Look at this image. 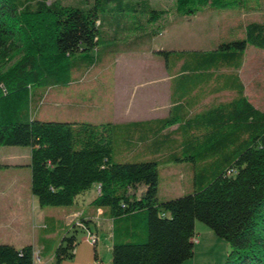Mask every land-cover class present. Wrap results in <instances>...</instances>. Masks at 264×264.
I'll list each match as a JSON object with an SVG mask.
<instances>
[{
  "label": "trees",
  "instance_id": "obj_1",
  "mask_svg": "<svg viewBox=\"0 0 264 264\" xmlns=\"http://www.w3.org/2000/svg\"><path fill=\"white\" fill-rule=\"evenodd\" d=\"M105 12L98 2L0 0V148L30 149V193L40 207H69L98 186L91 205L112 220L110 264H184L194 255L196 222L227 243L225 264H264V111L246 98L239 77L247 46L264 50V20L247 23L242 39L210 51L156 53L175 79L198 87L202 96L231 95L224 103L197 111L179 97L174 81V105L163 119L92 124L32 118V86L70 84L78 71L92 66L102 34L116 40L134 33L136 24H103ZM130 44L114 45L110 52L117 55ZM118 133L130 146L126 156L138 161H114ZM173 163L192 165V192L158 201V167ZM78 231L73 225L62 237L56 264L74 259ZM0 264H34V250L0 245Z\"/></svg>",
  "mask_w": 264,
  "mask_h": 264
},
{
  "label": "rangeland",
  "instance_id": "obj_2",
  "mask_svg": "<svg viewBox=\"0 0 264 264\" xmlns=\"http://www.w3.org/2000/svg\"><path fill=\"white\" fill-rule=\"evenodd\" d=\"M47 5L85 6L96 2L105 7L103 24H136L132 34L112 40L100 36L99 53L90 68L78 71L65 86L47 84L29 90L30 116L43 122L126 123L164 117L167 112L169 83L163 60L157 51L206 52L219 44L244 37L250 22L264 20V0H233L234 6L218 8L180 4L177 0H41ZM116 6V7H115ZM156 18H150V11ZM101 31H104L101 29ZM111 33V30L109 31ZM149 35V38L143 37ZM110 36V35H109ZM135 42V43H133ZM130 49L128 54L114 55L117 47ZM124 49V48H123ZM21 55L6 65L13 67ZM239 77L245 96L264 111V50L247 46ZM222 95L219 100H228ZM113 153L116 162H136L138 156H126L129 144L123 133L117 134ZM129 146V147H128ZM128 148V149H127ZM30 149L0 148V245L32 246L34 264L52 259L67 227L62 225L69 207H40L30 193ZM158 201L182 197L192 192L193 168L187 163L158 167ZM90 208L86 207L85 210ZM89 213V212H88ZM98 232L105 225L101 239L95 234V244L107 264L112 228L104 211L94 209ZM87 221L73 225L90 226ZM78 225V226H79ZM71 228V227H70ZM77 233V258L60 264H95L93 245L87 239L89 229ZM194 255L184 264H225L229 247L202 223H195Z\"/></svg>",
  "mask_w": 264,
  "mask_h": 264
},
{
  "label": "crops",
  "instance_id": "obj_3",
  "mask_svg": "<svg viewBox=\"0 0 264 264\" xmlns=\"http://www.w3.org/2000/svg\"><path fill=\"white\" fill-rule=\"evenodd\" d=\"M130 53V49L129 48H124L121 50L120 53L118 54H128ZM164 64V63H163ZM164 72L166 77L168 78V83H169V90H168V100H167V112L165 114L164 117H159V118H153V119H149V120H132L126 123H112V124H128V123H137V122H147V121H153V120H158V119H163L166 118L169 114H170V110L172 109L173 105H174V101H172V94H174L175 92V87H174V81H177L176 87L178 90V94L179 97L181 95L182 99L185 100V98L187 99V101L190 104H193L194 108L197 109V111L200 110H205L208 106L210 105H217V103H224L227 100H219L218 98L222 95H229L228 93H223L220 95H204L202 96L199 92V88L198 87H194L192 85L186 86L184 80H180V79H175V75L174 72H169L168 69L165 68L164 66ZM195 104V105H194ZM209 108V107H208ZM107 123H111V122H107ZM101 124V123H99ZM99 193V189L97 185H94L89 191H87L85 194L79 196L73 205L69 206L70 211L67 212L65 214L64 217V221L62 222V225L64 227H67V231L70 229V227L73 226L74 221H87L90 222L91 225L87 226L86 229H89V232H92L93 234H98L99 235V239H101L103 236H105L106 234L104 233V227L105 225L103 224L102 229L97 231L96 228V224H95V220L96 218V214L94 213V209H96L95 207H93L91 205V203L93 202V200L98 196ZM35 198V197H34ZM36 199V198H35ZM88 207L90 208L89 210L91 211H86L85 208ZM100 210V209H98ZM102 211V210H101ZM106 222H108L109 227L112 228V220L111 219H106ZM73 223V224H72ZM109 239H110V245H109V253H110V249H111V235H108ZM13 247H15L16 249H20L21 247H17L12 245ZM96 253H97V261L95 262V264H104L103 263V257L101 256L100 252L98 251V247L96 244ZM77 258V252L76 250H74V260ZM52 259H49L48 262H43V264H50ZM111 261V255H110V259L108 261L107 264H110Z\"/></svg>",
  "mask_w": 264,
  "mask_h": 264
},
{
  "label": "built area",
  "instance_id": "obj_4",
  "mask_svg": "<svg viewBox=\"0 0 264 264\" xmlns=\"http://www.w3.org/2000/svg\"><path fill=\"white\" fill-rule=\"evenodd\" d=\"M78 225H79V224H78ZM78 225H77V226H78ZM78 227L81 228V229H85V230H86V228H85L83 225H79ZM89 238H90V241H91L92 244L95 243V240H96L95 238H96V237H95L94 234L92 235V234L89 232V234L87 235V239H86V240H88ZM34 260H35V257H34Z\"/></svg>",
  "mask_w": 264,
  "mask_h": 264
}]
</instances>
